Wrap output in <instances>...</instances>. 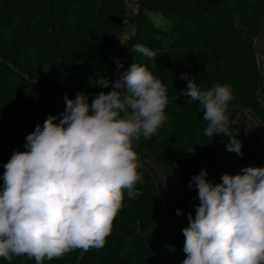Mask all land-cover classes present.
<instances>
[{"label":"trees","instance_id":"1","mask_svg":"<svg viewBox=\"0 0 264 264\" xmlns=\"http://www.w3.org/2000/svg\"><path fill=\"white\" fill-rule=\"evenodd\" d=\"M135 1L132 31L120 42L126 0H0V175L12 152L24 150L26 135L50 113L63 112L64 94H91V103L101 91L93 86L97 78H117L113 57L123 61L121 71L133 62L146 66L165 85L169 101L156 133L134 141L137 156L158 166L165 187L160 191L154 175L137 168L144 176L132 197L123 190L104 245L75 248L41 264H181L182 228L199 203L188 187L191 176L206 167L208 178L219 182L222 173L264 165V142L241 116L249 111L264 126V49L257 46L264 23L256 39L264 0ZM137 43L158 49L157 56L135 52ZM185 72L201 89L231 87L225 115L242 154L225 149L230 136L205 135L199 102L185 103L180 95ZM0 264L9 261L0 257ZM11 264L36 261L13 256Z\"/></svg>","mask_w":264,"mask_h":264},{"label":"clouds","instance_id":"2","mask_svg":"<svg viewBox=\"0 0 264 264\" xmlns=\"http://www.w3.org/2000/svg\"><path fill=\"white\" fill-rule=\"evenodd\" d=\"M133 50L152 58L158 49L137 43ZM133 50H131L133 52ZM115 61V80L105 76L92 96L64 94L62 113L49 114L14 150L0 175V257L27 256L41 264L75 248H100L139 179L134 141L153 136L165 120V85L146 66L133 62L123 69ZM180 95L198 101L207 122L205 135L231 137L225 145L242 154V142L228 131L231 87L216 83L201 89L195 77ZM105 91L104 89H109ZM206 167L191 176L199 203L188 212L181 264H264V165L208 178ZM182 209H176L181 215Z\"/></svg>","mask_w":264,"mask_h":264},{"label":"rangeland","instance_id":"3","mask_svg":"<svg viewBox=\"0 0 264 264\" xmlns=\"http://www.w3.org/2000/svg\"><path fill=\"white\" fill-rule=\"evenodd\" d=\"M127 1H130V0H127ZM134 10L135 9H133V13H131L132 15L128 18L129 21L127 20L126 25L120 31V38H119L120 42H122L132 31L133 24L130 22V18L134 15L135 13ZM260 35H261L260 40L258 41V45H257L259 46L258 47L259 52L261 50V46L264 44V29L262 31V34ZM241 116H243L247 120L248 125L251 126L253 129H255L258 134H260V132H264V126L262 125L258 117H256L255 115H252L249 111H243ZM137 168L139 170L141 169L142 171L153 174L155 180L160 184L161 178H160V173L157 170V168H155V166L151 165L149 162L144 160V158L141 156H138ZM143 176H144L143 173L139 175L140 178H142Z\"/></svg>","mask_w":264,"mask_h":264},{"label":"built area","instance_id":"4","mask_svg":"<svg viewBox=\"0 0 264 264\" xmlns=\"http://www.w3.org/2000/svg\"><path fill=\"white\" fill-rule=\"evenodd\" d=\"M126 8H127L126 20H128V18L132 15L131 13H133V9H135L134 11H136V9H137L136 1L135 0H130V1L126 0ZM259 137L264 142V132H260Z\"/></svg>","mask_w":264,"mask_h":264},{"label":"water","instance_id":"5","mask_svg":"<svg viewBox=\"0 0 264 264\" xmlns=\"http://www.w3.org/2000/svg\"><path fill=\"white\" fill-rule=\"evenodd\" d=\"M263 23H264V20H263L262 23H261L260 31H259V33H258L256 39L259 37V34H260L261 31H262ZM229 119H230V115H228V117H227V120H229ZM149 163H150L151 165L155 166V168H157L158 171H160L159 168H158V166L154 165L152 162H149ZM160 174H161V173H160ZM164 187H165V186H164V184L162 183V179H161V181H160V191H161V189H163ZM158 198L160 199V193H159V195H158Z\"/></svg>","mask_w":264,"mask_h":264},{"label":"crops","instance_id":"6","mask_svg":"<svg viewBox=\"0 0 264 264\" xmlns=\"http://www.w3.org/2000/svg\"><path fill=\"white\" fill-rule=\"evenodd\" d=\"M262 34V33H261ZM261 36V35H260ZM259 40H260V38H259ZM263 43V42H262ZM261 49L263 50L264 49V44L261 46Z\"/></svg>","mask_w":264,"mask_h":264}]
</instances>
